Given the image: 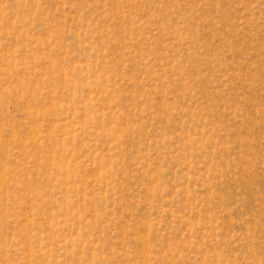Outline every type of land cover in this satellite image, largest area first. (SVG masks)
<instances>
[{
  "label": "rangeland",
  "instance_id": "1",
  "mask_svg": "<svg viewBox=\"0 0 264 264\" xmlns=\"http://www.w3.org/2000/svg\"><path fill=\"white\" fill-rule=\"evenodd\" d=\"M0 264H264V0H0Z\"/></svg>",
  "mask_w": 264,
  "mask_h": 264
}]
</instances>
